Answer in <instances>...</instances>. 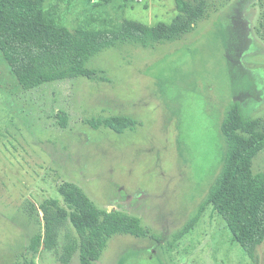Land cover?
<instances>
[{"label": "rangeland", "instance_id": "374dc122", "mask_svg": "<svg viewBox=\"0 0 264 264\" xmlns=\"http://www.w3.org/2000/svg\"><path fill=\"white\" fill-rule=\"evenodd\" d=\"M187 1L197 14L191 28L99 52L87 63L92 78L26 90L0 54V264H65L70 222L53 250L30 244L44 234L41 204L60 198L66 182L149 230L113 236L96 264H264V242L250 259L207 202L223 165L227 109L238 102L264 122V0ZM46 9L72 29L133 19L152 32L189 20L174 0H46ZM118 115L135 128L89 123ZM253 170L264 171V149ZM79 262L76 253L69 264Z\"/></svg>", "mask_w": 264, "mask_h": 264}, {"label": "trees", "instance_id": "16d2710c", "mask_svg": "<svg viewBox=\"0 0 264 264\" xmlns=\"http://www.w3.org/2000/svg\"><path fill=\"white\" fill-rule=\"evenodd\" d=\"M174 1L189 20L182 17L176 24L160 23L149 32L147 25L133 19L125 20L119 29H72L47 16L46 0H0V54L26 90L80 76L92 78L95 71L87 63L99 52L120 43L146 45L150 35L156 41L173 39L191 28L196 12L187 0ZM57 116L65 126L66 113L60 111ZM89 123L93 128L104 126L118 133L136 126L135 119L124 115L92 119ZM221 132L226 145L223 165L207 202L226 222L232 241L256 260L257 248L264 242V171L254 172L253 160L264 149V122L246 115L241 104L235 102L224 115ZM58 191L60 198H49L41 204L44 234L32 237L30 249L34 253L42 246L56 248L69 222L76 236H67L62 255L65 264L76 253L79 264H96L115 235L149 234L139 217L98 207L74 183L66 182Z\"/></svg>", "mask_w": 264, "mask_h": 264}]
</instances>
